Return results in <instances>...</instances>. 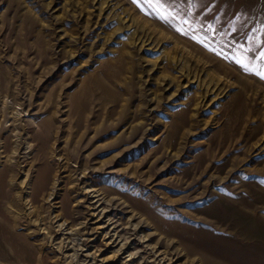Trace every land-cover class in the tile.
<instances>
[{"label":"rangeland","instance_id":"1","mask_svg":"<svg viewBox=\"0 0 264 264\" xmlns=\"http://www.w3.org/2000/svg\"><path fill=\"white\" fill-rule=\"evenodd\" d=\"M170 2L0 0V264H264V0Z\"/></svg>","mask_w":264,"mask_h":264},{"label":"snow or ice","instance_id":"2","mask_svg":"<svg viewBox=\"0 0 264 264\" xmlns=\"http://www.w3.org/2000/svg\"><path fill=\"white\" fill-rule=\"evenodd\" d=\"M135 2L139 3L140 0H135ZM143 2L145 4H148L149 6L158 5L160 7H165V6L171 7L170 0H143ZM248 51H251V49H249ZM260 59L262 62H264V51L260 52ZM257 74L261 75V77L264 78V71H260Z\"/></svg>","mask_w":264,"mask_h":264},{"label":"bare ground","instance_id":"3","mask_svg":"<svg viewBox=\"0 0 264 264\" xmlns=\"http://www.w3.org/2000/svg\"><path fill=\"white\" fill-rule=\"evenodd\" d=\"M91 191H92V190H91ZM92 197H97V198H98V195H97V196H92ZM100 200H101V199L98 198V200H97L96 202H98V201H100ZM102 203H103V202H102ZM108 235H109V234H108ZM110 235H111V234H110ZM106 236H107V235H106ZM109 237H110V236H109ZM111 237H112V236H111ZM111 237H110V238H111ZM126 239H127V238H126ZM126 239H125V240H126ZM115 241H116L115 239H111V241L108 242V246H111ZM126 241H127V240H126ZM122 249H125V248L123 247ZM116 253H117V254H116L117 257H120L121 254H122V253H121V250L117 251ZM117 257H116V258H117Z\"/></svg>","mask_w":264,"mask_h":264}]
</instances>
